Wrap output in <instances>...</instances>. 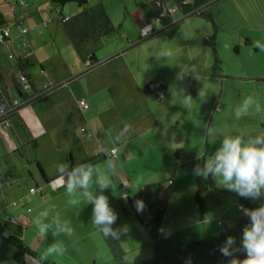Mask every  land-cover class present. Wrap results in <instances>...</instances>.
<instances>
[{"label": "rangeland", "instance_id": "obj_1", "mask_svg": "<svg viewBox=\"0 0 264 264\" xmlns=\"http://www.w3.org/2000/svg\"><path fill=\"white\" fill-rule=\"evenodd\" d=\"M28 2L34 5L52 6L51 0H28ZM136 4L141 6V10L143 7L145 8L146 14L150 16L154 31L163 28V26L157 23L156 13L154 12L151 0H89L88 4L84 7L102 6L116 22L117 30H120L121 34H123L124 30L132 32L134 30V24L128 17L130 8L133 5L136 6ZM168 6L171 7L172 3H168ZM65 7L78 8L75 3H68ZM56 8L57 11L63 9L60 6H56ZM211 10L215 14L216 29L211 22L199 16H191L182 20L183 15L179 11H176L172 13L173 19L175 21H182L173 36L162 33L141 42V34L138 28L136 34H134L135 37L125 38L124 35L116 32L113 42H109L107 46L100 49V52L95 53L98 59L100 58L98 56L102 55L107 47H111L109 49H112L114 46L135 51V54L131 55H136V51H141L145 55L156 48L160 50L170 49L173 52V55L168 58V61L171 63V66H169L171 73L168 75V78L173 80L174 83L169 105L167 109L164 108L159 112L155 110L157 107L152 105L155 114H158L159 117H165L167 120L171 118V127L167 128L166 124H160V128L156 131H148L138 137H133L134 135H132V138L124 139L125 143L120 145L119 148L118 143L114 145L120 151L121 164L118 166V170L131 179L130 186L132 189L127 190V186H125L124 190L129 194L131 202L128 199H124L127 205V213L124 214V209L121 208L119 210L120 216L126 217L129 215L133 217L139 229L148 238L143 225L148 224L149 221H146V217H150V211L145 199L140 196V192L148 185L160 184V206L166 210L161 231L163 233H174L171 239L173 246L205 241L219 235L223 231V225L227 227L233 226L238 219L244 216L242 208L239 207L242 200L248 201L255 206L264 204V198L255 201L241 198L236 193L222 188L214 180L216 188L212 190L209 187L211 178L203 179L193 173V168L197 164H200L197 160L190 162V159L196 156L198 151V147L195 144L198 141L201 143L203 141L201 149L205 150L203 139H205L206 128L209 127L208 125L212 117L211 129L214 135L210 136V151L208 157L206 156V160L210 158L219 146V141L225 134L231 133L235 135L241 131L247 132L250 136L264 134V111L256 113L250 108L248 113L243 115L239 120H236L234 117V110L240 107L243 100L248 96H253L264 108V48H257L255 46L257 41L264 44V0L222 1L213 6ZM63 15L68 16L67 11L63 10ZM49 19L52 20L50 23H48ZM27 21L25 26L30 35L36 40L35 48L29 47V50L32 51L29 54L35 55L34 58L40 60L39 62L35 61L32 74L36 78H39L41 76L42 63L48 69L58 68L53 55L57 53L59 46H64L61 39L58 38L61 23L52 14L40 12L39 15L35 11L27 16ZM11 26L14 30L15 26ZM48 28L53 29L55 35H58L55 44L46 39ZM213 36H215L213 45L206 44V38ZM129 39L131 41H128ZM152 40L159 41L152 42ZM6 45L7 43H3L0 46V58L4 57L3 50ZM69 45L74 51V59H77L78 56L72 44L69 43ZM19 49L21 50L22 47H13L10 51V54H14L16 59L21 55ZM116 58H118V55L112 56L107 60L105 59V61L98 60L104 62L102 64L104 65ZM127 60L135 68L132 56H128ZM11 62H15V59ZM161 63L159 62L157 65L158 70L161 69L159 67ZM128 67L130 66L128 65ZM114 68L119 67L117 65ZM58 69V75L66 71L63 67ZM158 70L157 73H161ZM86 74L88 73L75 74L69 80L72 84L77 83L86 77ZM178 74H181L179 78ZM199 92H203L204 96L200 97ZM189 96L192 98L191 100L188 99ZM153 99L159 102V99L156 97H153ZM87 103L88 106L92 107L90 101H87ZM145 121L146 118L139 125L136 123L132 124L131 122L129 133L135 134L138 132V128L145 124ZM163 132L170 134V140H167V137L163 136ZM79 133L82 139L85 137L88 140L87 134ZM47 144L44 141L40 148H46L45 145ZM7 158L9 161L8 165L20 167L22 173L28 175V170L22 167L24 162L19 160L16 154L9 155ZM109 162L111 160L107 159L100 164L106 165ZM44 163L49 162L44 161ZM31 173L36 177L41 176L40 170L34 165ZM7 178L9 179V177ZM36 179L38 180V178ZM170 181H173L174 185L168 190ZM28 182L29 184L23 183L18 189L14 185V196H16L17 191H21L28 196L30 188H37V185L30 178ZM40 187L45 189L52 187V185L42 184ZM115 188L120 194L123 193L119 184H115ZM10 190L11 187L2 186L0 181V206L2 207L3 205L5 207L4 211L6 214L15 207L12 203L14 199L9 194ZM105 192L108 197L113 194L110 188L106 189ZM197 194L203 201V211L195 200ZM6 200L9 205L6 204ZM136 200H142L145 205L144 210L140 213L134 207ZM28 206L33 208V203L29 202ZM144 216L145 221L143 219ZM138 218L142 224H140ZM21 224L25 227L27 226L26 217L21 219ZM51 230L53 234L54 226ZM27 232L31 233L30 231ZM192 234H197L199 239H190V237H193ZM71 236L60 233L53 234L52 237L48 238L61 242L66 248L67 254L75 256L76 259H82V261L77 263L74 260H65L63 263L61 262L62 259L57 257L59 262H48L52 264H85L88 262L85 258L87 257L85 252L87 247L81 242L74 246L70 245ZM176 238L180 243H175ZM124 246H127L125 247L127 249L123 251L128 252L135 245L132 239L128 238L126 244L124 242ZM145 249H152L151 243L146 245L144 249H140V251L126 254V261ZM14 253L15 249L9 242L0 240V264H16ZM152 258L143 259L141 263ZM131 264L139 263L134 261Z\"/></svg>", "mask_w": 264, "mask_h": 264}, {"label": "crops", "instance_id": "obj_2", "mask_svg": "<svg viewBox=\"0 0 264 264\" xmlns=\"http://www.w3.org/2000/svg\"><path fill=\"white\" fill-rule=\"evenodd\" d=\"M26 1L28 7L18 6L15 12H12L8 3H6L5 0H0V20L3 24L9 25L11 30V37L6 41L7 45L4 47V54L2 53L4 57L0 58V74L6 85V89L14 92L16 88L15 82L22 73L18 67H16L18 58L21 61L28 62L24 72L30 77L36 89L41 88L46 82L61 84L69 81V84L32 106L19 109L14 115L12 127L0 126V181L2 186L11 187L9 194L13 197L14 200L12 203L13 206H15L8 214L4 211L5 207L3 205L2 207L0 206V220L6 218L11 220L16 219L21 223V219L26 217V232L23 233L24 243L40 256L44 254L48 245L57 241L48 238L52 237L54 234H52L51 229H49L47 237L41 239L37 235V229L32 223V218L38 215L40 211L55 205V211L59 213L61 221L67 220L69 226L72 228L73 236H71L72 240L70 241V245L74 246L81 242L87 247L85 251L87 257L85 258L88 262L85 264H115L102 235L91 223V204L82 201L75 207L69 205L67 203L69 197L66 195L64 187H58L51 182L49 184H51L52 187H47L42 192L36 191L34 194L29 193L28 196L21 191H17L16 196H14L15 188L13 187L16 185V189H18L23 183L29 184V178L33 180V183H35L37 187H40L42 184H47L46 181H54L60 177V173L57 171L58 165L63 164L68 168L72 159L75 162H79L88 156L110 154V151L106 150L116 148L114 146L115 143L117 144L115 141L116 135L125 127L129 129L131 122L132 124L136 123L139 125V123H142L146 118L145 124L138 128V132L130 134L128 131L126 139H129L132 135H134L133 137H138L148 131H156L160 128V124H166L167 128L169 126L171 127V118L167 120L165 117H159L152 108V105H155L157 107L155 110L159 112L164 108L167 109L169 105V99L173 90L172 86L174 84L173 80L168 78V75L171 73L169 71V66H171V63L168 61L169 57L157 58L156 54L160 51L159 48L145 55H143L141 51H136V55H131L135 54V51H131V49H122V47L119 46H114L112 49H109L111 47H107L103 54L98 56L100 57L98 59L105 61V59L107 60L117 55L118 58L97 67V69L86 74V77L81 81L72 84L69 79H71L73 75L85 74L83 70L84 62L79 58L75 49L78 57L74 59V51L69 45L71 42L61 25V30L58 32L59 37L57 34L55 35L53 29L51 30L48 28L46 39L55 44L58 37L63 42L64 46L58 47L57 53L53 55V58L55 62H57L58 68L63 67L66 71L58 75L59 69L57 67L48 69L45 68L41 62V76L36 78L32 74L34 71L33 66L35 61L39 62L40 60L34 58L35 55L29 54V52L32 53L29 47L35 48L36 40L30 35L29 31L26 35L21 33L18 21L22 20L23 27L26 28L25 25L28 22L27 16L32 12L35 11L39 13V15L40 12L44 14L49 13L52 14L53 17H56L55 10H57V8L53 7V4L49 7L48 5L42 4L34 5L29 3L28 0ZM138 5L139 4H136V6L133 5L129 10L128 18L131 19L134 24L133 32L124 30L123 34H121L120 30H117V24L112 19V16L103 9V12L94 22V28L97 33V40L92 45L94 53L100 52V49L107 46L109 42H113L116 32L124 35L125 38H129L135 37L134 34L137 32V28L139 32H141V29L146 25L153 26L150 21V16L146 14L145 8L143 7L141 10V6ZM82 9L86 10L89 8L65 7L61 9V13L63 15V10H65L68 16H63L71 17ZM128 22L131 24L130 21ZM11 25L15 26L14 30ZM107 25L111 26L109 32L105 31ZM22 40L23 42L21 43ZM128 41L131 40L129 39ZM156 41L159 40H152V42ZM19 46L22 47L21 50L19 49L21 55L16 59V56L11 54L14 58L10 59L9 55L11 49L13 47L19 48ZM128 56H132V59H134L133 63L135 64V68H133L132 64L127 60ZM14 59L15 62L12 63L11 61ZM98 59L97 61L100 62ZM159 62H162L159 66L161 67V71L158 70L159 68L157 66ZM165 64L166 66L164 67ZM117 65L119 68L115 69L114 67ZM128 65L130 67H128ZM157 70L161 73H157ZM166 74L167 76H165ZM152 84H157L159 86L154 90L151 86ZM158 93H161L162 96H158ZM153 97L159 99V102H156ZM82 99L90 101L92 107L88 106V108L85 109L80 107L79 101ZM212 120L213 117L209 122V128H211ZM15 129L21 131L23 140H18L14 133ZM79 132L84 133V135L87 134L88 140H86L85 137L82 139ZM163 136H166L167 140H170L169 133L166 134L163 132ZM203 140L205 143V150L201 149L203 147V141L201 143L196 140L197 143L195 146L198 147V151L196 156L190 159V162H195L202 157H204V161H206V156L208 157L210 151V136H205ZM44 141L48 144L45 145L46 148L42 147L41 149V144L44 143ZM123 143H125L124 140H121L118 143V148ZM119 152L120 151H117L115 154L108 157L112 165L111 179L113 182V189H110L113 191V194L108 197L105 192L106 189L104 190V194L108 197L110 206L118 215V219L113 227H124L126 229L120 235L119 239H116L117 242L123 250L127 249L125 248L127 246H124V242L126 244L128 238H131L135 245L131 247L132 250L125 252L126 261V254L144 249L146 245L150 244V241L139 229L133 217L129 215L126 217L120 216L119 210L121 208L124 209V214L127 213V205L124 199H128L131 202L129 194L124 190L125 186H127V190L131 189V179L127 178L124 173L118 170V166L121 164ZM13 154H16L19 160L24 162L22 167L28 170V175L23 174L20 167L8 165L9 161L7 157ZM44 161L49 163H44ZM37 163L41 165L44 176L41 174L40 177H36L31 173L33 165L37 166ZM92 168L94 169L93 180H95V170L107 172L108 164H98ZM7 177H9V179ZM36 178H38V180ZM115 184H119L120 189L123 191L122 194H120L118 190H115ZM173 185L174 182L172 186ZM172 186H169L167 189H171ZM95 187L96 185L93 183V191ZM97 192H99V189H97ZM7 202L6 200V204ZM29 202L33 203V208L28 206ZM50 219L51 217L49 220ZM143 219L145 221V216ZM146 219V221H149L150 217H146ZM27 231L31 233L29 234ZM173 234V232L163 233L160 230V237H167L170 242ZM192 235L193 237H190V239H199L197 234ZM175 241V243H180L177 238ZM63 256H47L45 260L57 263L59 262L57 257H59L62 259L61 262L63 263L65 260H74L77 263L82 261V259H76L75 256L67 254L66 251ZM150 257H153V250L145 249L135 257L129 260L127 259L125 263L131 264L134 263V261H136V263H141L143 259H149Z\"/></svg>", "mask_w": 264, "mask_h": 264}, {"label": "clouds", "instance_id": "obj_3", "mask_svg": "<svg viewBox=\"0 0 264 264\" xmlns=\"http://www.w3.org/2000/svg\"><path fill=\"white\" fill-rule=\"evenodd\" d=\"M255 46L264 48V44L259 41L256 42ZM156 55L157 58L171 57L173 52L170 49H162ZM180 75L178 74V78ZM199 96H204V93L199 92ZM188 99L191 100L192 98L189 96ZM250 108L256 113L264 111L257 99L248 96L243 100L240 107L234 110L235 119L239 120L248 113ZM128 131L127 127L120 130L115 141L119 143L126 139ZM205 135L213 136L212 129L207 127ZM106 151L116 153L118 149L112 148ZM111 170L112 165L109 162L108 171L95 170V180H93L94 169L90 165L81 164L71 169L63 164L57 166L61 184L69 197L67 203L73 207L82 201L91 204V223L94 228L105 238L119 239L126 229L113 227L118 215L104 194L105 189H113ZM193 173L203 179H213L216 184L236 193L241 198L254 201L264 198V134L250 136L247 132L241 131L235 135L231 133L223 135L219 141V146L210 158L204 161L202 165L197 164L193 168ZM93 183L96 185L94 191L92 190ZM134 207L140 213L144 210L145 205L142 200H136ZM242 213L249 220V223L242 230L239 244V249L245 254L244 258L233 257V245L236 241L232 236L226 238L220 246L219 252L222 256L230 258L228 264H264V204L254 209L242 208ZM32 223L41 239L47 237L49 229L53 226L54 234L72 235L69 222L67 220L61 221L59 213L55 211V205L40 211L38 215L32 218ZM65 251L66 249L61 242H53L46 247L43 255L31 256L25 253L24 260L26 264H44L47 256H62ZM186 264H191V260H188Z\"/></svg>", "mask_w": 264, "mask_h": 264}, {"label": "trees", "instance_id": "obj_4", "mask_svg": "<svg viewBox=\"0 0 264 264\" xmlns=\"http://www.w3.org/2000/svg\"><path fill=\"white\" fill-rule=\"evenodd\" d=\"M222 1L228 0H151V4L153 6L154 12L156 13V17L161 16V22L159 25L163 26V28L160 30L159 34L164 33L173 36L177 32L180 22L191 16H199L211 22L213 27L216 29L214 18L215 14L212 12L211 8L221 3ZM88 2L89 0H51L53 7L60 6L61 8L65 7V5L68 3H75L79 8H83L88 4ZM168 3H172V6L169 7ZM176 11H179L183 15V19L181 21H175L173 19L172 13ZM55 12L57 13L62 28L68 39L70 40L72 46L76 50L79 58L83 62L91 59L95 55L92 45L97 40V33L94 28V22L96 18L103 12L102 6L97 5L86 10H81L71 17H64L61 13V10H55ZM2 24L3 23L0 20V26ZM110 30L111 26L107 25L105 31L109 32ZM214 41L215 36L206 38L205 43L213 45ZM1 45L2 44L0 43V46ZM94 63L99 62L97 61ZM27 64L28 62H24L18 59L16 67H18V69L23 74H25L24 71ZM15 83L17 86V81ZM151 86L155 90L159 85L152 84ZM6 91V85L2 80V76L0 74V97H2L3 100H7ZM12 125L4 126L0 124V126L4 127H12ZM14 133L16 134L18 140H23V135L21 131H19V129H15ZM108 157L109 155L98 154L85 157L79 162H75L73 159H70L71 162L68 169L81 164L94 167L106 161ZM197 162L202 165L204 162V157L198 159ZM37 167L40 170V173L44 176V171L39 163H37ZM50 182L52 183L53 181H46L47 184H49ZM170 182L169 186H172L173 181ZM209 187L212 190L216 188L213 179H210ZM35 190L42 192L44 191V188L37 187L35 188ZM160 192V184L148 185L140 192V196L145 199L147 207L150 211V220L148 224L143 225V227L152 245L153 258L139 264H186L188 260H191V264H228V260L230 258L222 256L219 252V248L229 236H232L236 241V243L233 245V257L237 259L244 258L245 254L239 249V244L242 230L244 226L249 223V220L246 216L238 219L236 223L231 227L223 225L226 228L225 231H222L219 235L213 236L205 241L173 246L169 238L160 237V230L166 212L165 208H162L160 206ZM195 200L199 203V206L203 211L204 204L198 194L196 195ZM260 206H255L248 201L242 200L239 207L254 209ZM1 220L0 239L9 242L14 247V261L16 262V264H26L24 260L25 253L31 256H38L24 243L23 233L25 231V226L19 223L16 219L11 220L6 218ZM138 221L140 222V224H142L139 218ZM103 240L112 255L113 262L115 264H126L125 252L123 251L117 240L108 239L105 237H103ZM44 264L52 263L45 260Z\"/></svg>", "mask_w": 264, "mask_h": 264}, {"label": "built area", "instance_id": "obj_5", "mask_svg": "<svg viewBox=\"0 0 264 264\" xmlns=\"http://www.w3.org/2000/svg\"><path fill=\"white\" fill-rule=\"evenodd\" d=\"M8 3L10 10L15 12L18 6L21 7H28V3L26 0H5ZM1 15V13H0ZM57 16V13H56ZM157 23L160 24L161 16L157 17ZM49 19L48 22H50ZM18 26L23 35L28 33V30L23 27V21H18ZM161 30V29H160ZM160 30L154 31L152 25H146L144 28L141 29V39L143 41L149 37L159 35ZM11 37V30L10 26L6 24H2L0 26V43H6ZM10 59H13V55H9ZM104 62L94 63L91 59H88L84 62V73H89L93 71L95 68L101 66ZM69 81L63 82L61 84H53L50 82L44 83L41 88L36 89L35 86L32 84L31 79L26 75L21 73L17 80V86L14 92L6 91L7 92V100H3L0 97V124L4 126H10L13 123V118L15 113L27 106H32L33 104L37 103L38 101L50 96L51 94L55 93L56 91L63 89L64 87L68 86ZM91 96V95H89ZM158 96H162L161 93H158ZM79 106L82 108H88L87 99H82L79 101ZM111 154H108L109 156ZM53 184H56L58 187H61V180L60 178L55 179ZM171 183V182H170ZM169 183V184H170ZM36 190L31 189L30 192L34 193ZM243 208V207H241Z\"/></svg>", "mask_w": 264, "mask_h": 264}, {"label": "water", "instance_id": "obj_6", "mask_svg": "<svg viewBox=\"0 0 264 264\" xmlns=\"http://www.w3.org/2000/svg\"><path fill=\"white\" fill-rule=\"evenodd\" d=\"M91 60H92V61H96V60H97V57L94 55V56L91 58ZM222 228H223V231L226 230V228H225L224 226H223Z\"/></svg>", "mask_w": 264, "mask_h": 264}]
</instances>
